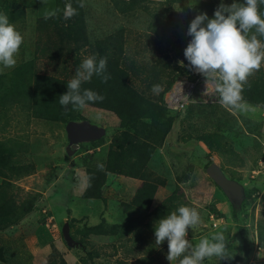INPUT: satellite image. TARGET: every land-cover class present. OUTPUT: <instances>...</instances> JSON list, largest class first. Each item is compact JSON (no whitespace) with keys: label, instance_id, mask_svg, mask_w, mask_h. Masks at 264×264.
<instances>
[{"label":"rangeland","instance_id":"rangeland-1","mask_svg":"<svg viewBox=\"0 0 264 264\" xmlns=\"http://www.w3.org/2000/svg\"><path fill=\"white\" fill-rule=\"evenodd\" d=\"M233 2L242 0H0L23 36L15 67L0 65V264H169L153 226L181 204L200 215L192 244L225 236L227 257L203 264H264V62L241 110L205 92L183 55L191 20ZM92 55L107 58L109 79L94 74L81 91L104 99L62 107ZM175 85L182 95L167 106ZM83 121L104 134L74 142L68 125Z\"/></svg>","mask_w":264,"mask_h":264},{"label":"clouds","instance_id":"clouds-1","mask_svg":"<svg viewBox=\"0 0 264 264\" xmlns=\"http://www.w3.org/2000/svg\"><path fill=\"white\" fill-rule=\"evenodd\" d=\"M264 0H242L229 6L220 5L209 18L206 13L197 14L190 22L187 34L191 37L183 50L189 66L205 77V92L211 87L225 107L244 110L243 86L248 77L259 71L264 62V17L258 11ZM79 7H84L81 2ZM66 18L75 14L71 3L65 6ZM56 13H47L45 18ZM254 33L249 35L250 32ZM23 43L22 34L10 23L7 14L0 13V65L12 68ZM107 58L97 62L95 55L82 60L75 75L67 82V91L59 96L62 107L72 105L74 110L83 109L87 102L102 101L104 97L81 85L98 75L106 82ZM153 92L160 91V85H153ZM200 223L199 212L192 207L179 205L175 211L161 217L154 223L155 243L167 241L169 264H203L213 256L224 258L225 236L222 232L203 237L192 244L188 230Z\"/></svg>","mask_w":264,"mask_h":264},{"label":"water","instance_id":"water-1","mask_svg":"<svg viewBox=\"0 0 264 264\" xmlns=\"http://www.w3.org/2000/svg\"><path fill=\"white\" fill-rule=\"evenodd\" d=\"M68 130L74 142L80 140H92V138H98L104 134V129L98 128L96 124H90L86 121L81 123H70L68 125ZM206 170L213 180L224 188L225 191L228 193L236 192V183L227 179L215 164H209L206 167Z\"/></svg>","mask_w":264,"mask_h":264},{"label":"built area","instance_id":"built-area-1","mask_svg":"<svg viewBox=\"0 0 264 264\" xmlns=\"http://www.w3.org/2000/svg\"><path fill=\"white\" fill-rule=\"evenodd\" d=\"M181 88V87H180ZM182 90H180V92H178L177 90L175 91V93H172V90L170 91L169 95L167 93V96L165 98V103L168 106V101L174 103H178V100L180 98V96L182 95ZM180 93V94H179Z\"/></svg>","mask_w":264,"mask_h":264},{"label":"bare ground","instance_id":"bare-ground-1","mask_svg":"<svg viewBox=\"0 0 264 264\" xmlns=\"http://www.w3.org/2000/svg\"><path fill=\"white\" fill-rule=\"evenodd\" d=\"M178 91V92H180V90H182V88H180V86H178V85H175V87H173L172 88V93H175V91ZM180 94V93H179Z\"/></svg>","mask_w":264,"mask_h":264}]
</instances>
